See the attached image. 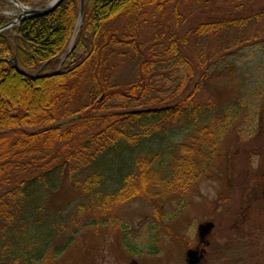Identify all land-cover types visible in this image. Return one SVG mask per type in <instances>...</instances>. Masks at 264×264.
<instances>
[{
  "label": "trees",
  "instance_id": "obj_1",
  "mask_svg": "<svg viewBox=\"0 0 264 264\" xmlns=\"http://www.w3.org/2000/svg\"><path fill=\"white\" fill-rule=\"evenodd\" d=\"M172 1L85 0L77 30L81 0H64L52 13L0 33V264L44 258L64 224L60 214L48 212L62 186L106 212L139 196L185 194L209 171L245 106L199 97L211 69L222 59L232 68L228 60L244 46L237 42L236 50L214 60L204 53L196 59L180 46L190 33L183 40L173 36L160 62L163 73H172L171 84L149 76L157 63L152 59L126 86L111 75L115 56L141 55L137 28L148 10ZM196 1L213 7L218 0ZM248 20L202 23L194 34L211 36ZM118 21L125 24L119 27ZM9 22L0 15V29ZM15 57L21 70L36 76L18 72Z\"/></svg>",
  "mask_w": 264,
  "mask_h": 264
},
{
  "label": "rangeland",
  "instance_id": "obj_2",
  "mask_svg": "<svg viewBox=\"0 0 264 264\" xmlns=\"http://www.w3.org/2000/svg\"><path fill=\"white\" fill-rule=\"evenodd\" d=\"M52 1L35 0L28 9L47 7ZM184 1L148 10L137 28L141 55L115 56L113 80L120 86L133 83L143 72L142 63L152 59L159 64L149 76L171 84L172 73H163L166 66L161 63L173 36L183 40L190 33L180 46L196 59L204 53L214 60L225 50H236L239 42L245 48L228 60L234 66L219 61L199 99L220 105L242 101L244 115L225 134L209 171L185 194L139 196L105 212L78 190L62 186L48 202V212L53 217L60 214L64 224L37 264H131L126 244L158 251L146 254L142 264H186V251L199 242L198 226L205 222L215 224L205 264H264V0H218L213 7ZM19 11L9 2L0 4V15L10 22L21 15ZM227 18L249 20L244 27L233 25L211 36L194 34L202 23ZM82 22L81 13L77 30ZM120 22L115 25L125 24Z\"/></svg>",
  "mask_w": 264,
  "mask_h": 264
},
{
  "label": "water",
  "instance_id": "obj_3",
  "mask_svg": "<svg viewBox=\"0 0 264 264\" xmlns=\"http://www.w3.org/2000/svg\"><path fill=\"white\" fill-rule=\"evenodd\" d=\"M5 2H9L11 4H14L16 6V2L17 0H2ZM64 0H53L52 3L47 6V7H42V8H36V9H24L23 13L18 17L19 18V23L20 24L22 21L29 19V18H34V17H42V16H46L50 13H52ZM84 7H85V0H81V13L83 15L84 12ZM21 9V8H19ZM15 21V20H14ZM14 21L10 22L8 25H6L4 28L0 29V33L4 30H7L15 25H18L16 23H14ZM77 36V34L75 35V37ZM75 39V38H74ZM14 63H15V68L17 69L18 72H20L21 74L30 77V78H34L36 75L33 73H27L23 70H21V68L19 67L17 58L15 57L14 59ZM150 111V109H146V110H132L129 113L131 114H138L141 112H147ZM79 118V116H75V117H71V118H67L62 120L61 122H59L58 124H56V126H61V125H65L67 123H70L72 121H75ZM215 227L214 222H205L202 223L198 226V234H199V238L201 243H204L206 240V237L213 231ZM203 252L201 253V256L198 257L199 251L195 250V249H191L187 252V261L189 264H195L198 263L200 260V257L203 256ZM195 257V258H194Z\"/></svg>",
  "mask_w": 264,
  "mask_h": 264
},
{
  "label": "flooded vegetation",
  "instance_id": "obj_4",
  "mask_svg": "<svg viewBox=\"0 0 264 264\" xmlns=\"http://www.w3.org/2000/svg\"><path fill=\"white\" fill-rule=\"evenodd\" d=\"M211 233L206 237V239H205L206 241L204 243H201L200 238H199V242L196 244V246H191L188 248V250L186 251V254H185L186 264H189L187 261V252L191 249H195V250L199 251L198 257L201 256L202 251H204L203 256L200 257L199 262L195 263V264H205L209 260L210 253H209V251H207V247L210 246V241L208 240V237L211 235ZM124 251L126 252V254H128L132 258L131 264H142L144 257L147 256L146 254H149V252H150V256L151 255L153 256V254L156 255L155 253L158 254V251L156 249H153L150 251V250H147L146 248H142V249L132 248L130 244H126V250H124ZM114 262H116V261H114Z\"/></svg>",
  "mask_w": 264,
  "mask_h": 264
},
{
  "label": "clouds",
  "instance_id": "obj_5",
  "mask_svg": "<svg viewBox=\"0 0 264 264\" xmlns=\"http://www.w3.org/2000/svg\"><path fill=\"white\" fill-rule=\"evenodd\" d=\"M16 7L17 8H24V9H28V5L23 3L22 0H17L16 2ZM14 23L18 24L19 23V18H17Z\"/></svg>",
  "mask_w": 264,
  "mask_h": 264
},
{
  "label": "bare ground",
  "instance_id": "obj_6",
  "mask_svg": "<svg viewBox=\"0 0 264 264\" xmlns=\"http://www.w3.org/2000/svg\"><path fill=\"white\" fill-rule=\"evenodd\" d=\"M20 11H19V15L20 14H22L23 13V11H24V8H21V9H19ZM78 28H79V24H78Z\"/></svg>",
  "mask_w": 264,
  "mask_h": 264
}]
</instances>
